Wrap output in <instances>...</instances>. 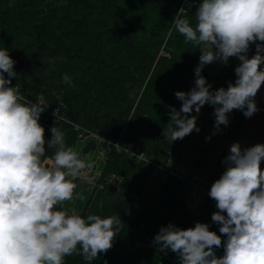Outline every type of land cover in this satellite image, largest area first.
<instances>
[{
  "label": "trees",
  "instance_id": "1",
  "mask_svg": "<svg viewBox=\"0 0 264 264\" xmlns=\"http://www.w3.org/2000/svg\"><path fill=\"white\" fill-rule=\"evenodd\" d=\"M184 1L0 0V48L8 49L17 74L9 86H17L25 99L42 94L67 118L40 115L46 142L56 127L71 146L79 133L73 123L104 137L112 152L103 177L122 176V188L135 195H141L151 177L160 173L115 143L163 161L179 157L188 137L171 142L163 135L170 108L179 111L182 105L175 93L191 91L200 63L202 45L185 43L173 26L181 8L187 10L190 23H196L199 5ZM235 68L218 75L203 68L201 74L215 91L235 82ZM65 74L74 87L62 80ZM201 109L214 113L210 104ZM228 118L229 124L221 125L216 134L232 139L245 116L242 110H233ZM54 152L46 144L44 158ZM188 194V184L167 175L162 190L147 195L126 220L111 249L91 262L78 254L66 256L64 264H180L177 253L158 250L154 237L168 224L188 229L197 222L221 235L222 245L214 251L223 256L226 237L219 232L221 225L212 221L216 201L205 198L193 209L187 206Z\"/></svg>",
  "mask_w": 264,
  "mask_h": 264
},
{
  "label": "clouds",
  "instance_id": "2",
  "mask_svg": "<svg viewBox=\"0 0 264 264\" xmlns=\"http://www.w3.org/2000/svg\"><path fill=\"white\" fill-rule=\"evenodd\" d=\"M186 12L180 9L173 26L185 43L203 48L195 86L175 93L182 105L179 111L170 108V123L163 133L171 142L200 131L197 115L190 114H199L205 104L214 106L213 134L229 124L233 110L251 117L259 111L255 97L264 85V0H201L194 26ZM252 43L256 54L249 58ZM230 57L241 62L235 68L237 79L226 89L213 91L202 69L215 61L227 64ZM14 64L8 49L0 48V264H64V258L73 254L91 262L111 249L121 218L96 214L85 218L75 207L64 206L85 199L76 192L75 181L93 183L89 173L94 161L67 146L56 127L46 142L39 123L45 107L26 101L17 86H9L17 75ZM62 80L74 87L67 74ZM46 144L55 149L47 161ZM262 160L264 144L241 149L233 143L222 161L226 171L210 188L218 209L212 221L221 225L219 232L226 237L223 256L214 251L222 245L221 235L200 222L188 229L161 227L153 240L158 250L177 253L180 264H264Z\"/></svg>",
  "mask_w": 264,
  "mask_h": 264
},
{
  "label": "crops",
  "instance_id": "3",
  "mask_svg": "<svg viewBox=\"0 0 264 264\" xmlns=\"http://www.w3.org/2000/svg\"><path fill=\"white\" fill-rule=\"evenodd\" d=\"M190 1L197 5L201 3V0ZM257 43H259V41H257ZM202 48L203 45L201 49ZM255 54L256 43H252L249 45L247 55L251 58ZM240 63L237 57H230L227 64L215 61L205 65L203 68L210 74L218 75L228 67H237ZM255 102L259 111L254 113L251 117L244 118L238 133L232 139L222 134H213L215 130V116L213 114L202 109L199 114L193 111L192 115H197L196 123L200 131L196 132L193 130V132L182 141L183 147L180 156L176 157L175 155L169 158V166H172L174 169L186 167L192 174L201 175L204 180L213 184L221 177L224 171H226V165L223 164L222 161L230 154V146L233 143H239L241 149L256 144H264V85L259 89L255 97ZM209 136L211 138L206 139V137ZM215 141H218L220 144L218 148L220 154L216 159L208 160L206 157L209 151L212 150V145ZM70 147H73L74 150L79 152L81 158L88 156L94 161V167L89 173L90 177L93 179V183L90 185L79 179L76 180L75 183L78 185L76 192L82 193L85 199L65 202L64 206L67 208L75 207L85 218L89 214L100 215L102 218L120 216L121 223L117 226L118 230L114 237L115 240H117L126 220L135 215L144 198L150 193L160 192L162 190L167 175L164 173L154 175L149 180L141 195H135L122 188V176L111 173L103 177L104 169L112 152L111 144L107 140L98 135L89 134L84 138L76 139ZM49 158L50 157H46L44 159L47 161ZM260 167L264 170V160L261 161ZM197 198L205 199L202 194ZM197 198L188 194L186 198L187 206L189 203L190 208H198L203 200L201 203H198ZM95 264H104V262L100 261Z\"/></svg>",
  "mask_w": 264,
  "mask_h": 264
},
{
  "label": "built area",
  "instance_id": "4",
  "mask_svg": "<svg viewBox=\"0 0 264 264\" xmlns=\"http://www.w3.org/2000/svg\"><path fill=\"white\" fill-rule=\"evenodd\" d=\"M187 1L188 0H185L184 3H186ZM25 100L31 103H39L41 106H44L45 109L42 113L46 114L49 118H54L55 120H67V118L61 112L60 107L58 105H54V106L49 105L43 99L42 94L38 95L37 98L34 99L26 98ZM73 124L75 128L79 131L78 138H84L86 135L89 134L98 135L95 132H90L89 130L84 129L82 126H80L77 123H73ZM101 138L105 139L104 137ZM107 141L111 143L109 140ZM115 145L119 150H125L129 152L131 155L137 157L138 159L146 161L148 164L151 165L153 169L156 170L157 173H164L166 175L173 176L174 178L179 179L184 183L188 184L190 196L199 197L202 194L204 198L210 197L209 192L212 184L204 180L201 175L192 174L189 171V169L186 167L174 169L172 166H169L168 160L156 161L155 159L148 157L145 154V152L129 151V149L122 147L119 144V142H116ZM188 206L190 207L189 203Z\"/></svg>",
  "mask_w": 264,
  "mask_h": 264
},
{
  "label": "rangeland",
  "instance_id": "5",
  "mask_svg": "<svg viewBox=\"0 0 264 264\" xmlns=\"http://www.w3.org/2000/svg\"><path fill=\"white\" fill-rule=\"evenodd\" d=\"M220 147V144L218 143V141H215V143H213V145H212V150H210L209 151V153H208V155H207V159L208 160H214V159H216V157L220 154V150H218V148ZM207 160V161H208ZM193 197V196H192ZM197 198V197H196ZM202 198L200 199V198H197V202L198 203H201L202 202ZM196 202V203H197ZM195 203V202H194ZM194 205V204H193ZM198 205V204H197ZM200 206V205H199ZM198 206V207H199ZM192 207V206H191ZM193 209H196L195 207H193Z\"/></svg>",
  "mask_w": 264,
  "mask_h": 264
}]
</instances>
